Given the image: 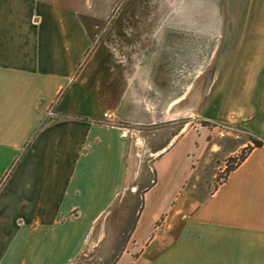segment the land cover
I'll return each mask as SVG.
<instances>
[{"label": "crops", "instance_id": "1", "mask_svg": "<svg viewBox=\"0 0 264 264\" xmlns=\"http://www.w3.org/2000/svg\"><path fill=\"white\" fill-rule=\"evenodd\" d=\"M123 1L0 0V264H76L90 251L107 257L120 226L127 240L110 264H264V0L224 11L222 31L233 41L207 42L199 53L193 31L191 113L210 126L186 132L181 79L166 91L181 43L151 48L141 31L121 28ZM166 120L163 128L177 132L152 154L156 178L136 218L118 220L133 148L121 125ZM221 125L245 136L226 156L251 139L263 144L204 195L187 191L183 176L208 142L202 129L214 139Z\"/></svg>", "mask_w": 264, "mask_h": 264}, {"label": "rangeland", "instance_id": "2", "mask_svg": "<svg viewBox=\"0 0 264 264\" xmlns=\"http://www.w3.org/2000/svg\"><path fill=\"white\" fill-rule=\"evenodd\" d=\"M238 1L239 0H124L117 10V14L125 13L126 15L127 13V17L123 18L121 24H119L120 27L125 30V26H127L128 29L130 27L131 29L133 28L134 32L141 31L142 34L140 33L138 36L140 38L144 36V39L149 42L151 48H156L157 42L180 41L181 50L179 51L180 54L178 56L176 55L177 62L174 70L176 74L175 83H166L167 87L171 86L172 88H167L166 91L167 93H172L173 84L176 89H178L179 82L177 80L181 79L180 122L182 132L191 131L190 129L193 127L210 126L209 122L200 118V116L197 118L195 114L191 113L189 93L190 84L194 75L191 74L193 61L190 60L189 44L193 36H195L193 31L197 27L199 53L204 51V49L200 48H205L207 42L217 46L218 43L222 41H233L236 35L224 34L222 31V26L224 24L226 25L229 20L227 17H223V14L226 10L237 11L239 9H244L245 5L248 4L247 2ZM231 20L234 19L231 18ZM207 27L212 29L213 32L206 33ZM105 29L106 27L103 26L101 28V33L95 35L97 40H101L105 36ZM124 36L127 35L124 33L123 37ZM134 36L135 39L139 38L137 35ZM198 63L200 64L198 68V108L204 109L206 82L205 76L203 75L205 63H203V65H201L200 61ZM152 116L153 110H151L150 118ZM168 125V120H166V123L160 122L150 124L149 126L121 125L125 136L132 139L133 148L127 169V187L120 196L121 199L117 210L118 220L127 218L130 222V220L136 218L137 212L143 202L144 189L156 178V171L153 166L154 157L152 154L154 155L159 152L163 148L162 144L164 141H166L173 132H177V129L174 131L163 128V126L168 127ZM206 128L202 129L205 133L203 139L205 141L208 140V142L204 141L205 144H203L202 149L203 156L201 155L202 158H199L198 167L196 170L191 168L185 172L183 176V187L187 191L198 187L200 190L204 189L203 195L206 193V190L212 189L218 183L225 180L227 177L226 167L235 165L241 156L247 152L248 146H250L248 145L239 149L234 155L226 156L229 150H233L242 143L245 136L241 137L243 136L242 133L236 128L232 129L226 125H221L220 129L216 130V135L213 139L211 134H206ZM237 134H240V137H237ZM214 143L218 144L219 147L216 148V146L213 145ZM210 151H217V156L211 158ZM215 160H217L218 164H221L220 170H213L216 169L218 165ZM10 169L11 167L9 170ZM213 171L215 172V177L213 180H210ZM199 194H201V192ZM127 231L128 227H119L117 235L118 242L116 244L117 249H114L112 254L106 257L104 255H99L100 253L103 254V251H90L89 255L76 264H110L114 260L117 252H119L120 247L123 246L125 240H127Z\"/></svg>", "mask_w": 264, "mask_h": 264}, {"label": "trees", "instance_id": "3", "mask_svg": "<svg viewBox=\"0 0 264 264\" xmlns=\"http://www.w3.org/2000/svg\"><path fill=\"white\" fill-rule=\"evenodd\" d=\"M251 142H252V145L248 146V148H247V152L241 156V158L239 159V161H238L235 165H233V166H227V167H226L227 175H228V173H229L231 170H233V169L235 168V166H237V165H238V164H239V163L245 158V156L247 155V153H248L253 147H259V146H261V145L263 144L261 141H259V140H257V139H251ZM226 178H227V177H226ZM226 178H225V179H226Z\"/></svg>", "mask_w": 264, "mask_h": 264}, {"label": "built area", "instance_id": "4", "mask_svg": "<svg viewBox=\"0 0 264 264\" xmlns=\"http://www.w3.org/2000/svg\"><path fill=\"white\" fill-rule=\"evenodd\" d=\"M110 115L108 113H104V117H109Z\"/></svg>", "mask_w": 264, "mask_h": 264}]
</instances>
